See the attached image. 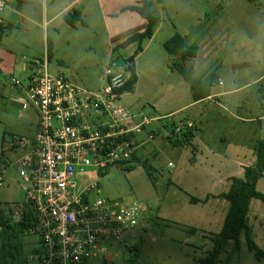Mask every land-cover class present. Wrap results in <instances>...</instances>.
<instances>
[{"label": "rangeland", "instance_id": "374dc122", "mask_svg": "<svg viewBox=\"0 0 264 264\" xmlns=\"http://www.w3.org/2000/svg\"><path fill=\"white\" fill-rule=\"evenodd\" d=\"M43 1L13 0L18 4L16 11L22 3L34 7L30 15L34 24L24 19V15L29 16L27 10L17 14L13 22L7 10L12 5L0 13L1 25L2 19L13 23L10 33L0 38L1 56L12 54L14 59L30 61L31 56L42 59L46 55ZM150 2L163 27L144 42L143 51L135 57L137 82L131 92L122 94L121 103L131 113L158 121L138 135L139 143L145 144L136 151L133 170L116 166L100 178L90 177V181L99 182L102 197L141 202L145 214L137 230L126 238L125 247L112 249V254L88 264H198L213 250L214 239L223 227L229 209L223 194L232 178L241 177L246 167L255 165V147L264 140V0ZM87 4L86 28L65 26L50 32L56 52L49 60V70L54 75L63 74L77 86L98 91L103 85L102 70L110 64L130 63L137 44L117 49L123 36L110 41L102 15L110 9L107 1L104 6L101 0ZM136 31L128 29L127 35ZM175 34L190 37L198 48L193 81L204 80L217 70L212 95L236 92L195 102L189 85L176 70L183 62L171 57L163 46ZM131 67L135 69L134 62ZM30 72H22L20 64L3 66L0 61V211L12 226L19 222L25 206L15 166L25 151H10L8 144L16 138L32 139L38 123L28 95L15 87L12 79L25 83ZM188 121L195 124L187 131L195 138L190 145L174 147L172 141H181L176 127ZM151 131L154 136L149 140ZM257 190L264 194V177ZM192 199L198 202L192 204ZM247 224L264 250V204L260 201L251 202ZM241 239V251L228 261L232 250L229 242L217 264H264L247 250L244 235ZM17 245L16 260L1 258L0 264H38L41 246L37 234L28 232ZM132 249H137L138 258H133ZM132 259L136 261L132 263Z\"/></svg>", "mask_w": 264, "mask_h": 264}, {"label": "built area", "instance_id": "2783aa9c", "mask_svg": "<svg viewBox=\"0 0 264 264\" xmlns=\"http://www.w3.org/2000/svg\"><path fill=\"white\" fill-rule=\"evenodd\" d=\"M12 3L0 0V13ZM131 64L105 67L98 91L52 74L47 54L28 64L33 72L25 83L12 79L38 114L35 136L8 144L10 151H25L15 166L24 193L21 210L29 207L35 217L30 233L39 236L38 264H88L105 258L126 246L144 217V204L102 197L99 182L90 181L109 168L132 166L138 135L158 121L131 113L121 103L119 90L132 77ZM194 128L192 121L181 123L175 134Z\"/></svg>", "mask_w": 264, "mask_h": 264}, {"label": "trees", "instance_id": "16d2710c", "mask_svg": "<svg viewBox=\"0 0 264 264\" xmlns=\"http://www.w3.org/2000/svg\"><path fill=\"white\" fill-rule=\"evenodd\" d=\"M126 10L138 13L146 21L145 28L142 31H136L127 35L117 47V49H121L137 44L135 55L131 57L129 61L133 63L135 57L143 51L144 42L152 39L154 36L161 19L153 14L150 0H141L138 6L128 7ZM64 19L72 28H75L78 24L85 26L82 12L76 9L69 11ZM8 33L9 28L0 23V38ZM187 40V36L183 37L179 34H175L165 42L164 49L171 57L177 58L183 62L184 65L176 66V70L181 75L183 81L189 85L193 93L194 101L199 102L212 96V88L216 84L218 75L217 70H214L209 73L204 80L193 81V62L197 57L198 48L197 46H188ZM47 48V55L51 58L53 41L49 38L47 39ZM130 71L132 77L130 81L119 90V94L121 95L131 92L137 82L136 70L132 67ZM180 137V142L175 143L172 141L174 147L190 145L195 135L191 131L184 132ZM255 150V165L246 167L241 177L232 178L228 191L223 194V198L229 203V209L226 213L223 227L221 232L217 234L214 239L213 250L198 264H217L220 254L224 251L228 243L232 242V250L228 258L229 261L232 254L234 255L241 251L242 235L245 236L247 250L253 253L257 261L264 260V250L256 244L252 235V229L247 224L251 202L257 200L264 204V194L257 190L258 182L264 177V140L258 142ZM135 159H137L136 155L133 157V161H135ZM133 169V166L125 168V170ZM197 202L196 199L191 200L192 204H196ZM19 219V222L12 226L9 221L3 218L2 211H0V259L16 260L15 253L17 254L19 248L17 241L28 232L30 233V228L34 226L35 217L33 210L29 207L21 210ZM132 253L133 258H138L137 249H132ZM135 261V259H132L131 262L134 263ZM228 261L225 264H229Z\"/></svg>", "mask_w": 264, "mask_h": 264}, {"label": "crops", "instance_id": "0c3cea01", "mask_svg": "<svg viewBox=\"0 0 264 264\" xmlns=\"http://www.w3.org/2000/svg\"><path fill=\"white\" fill-rule=\"evenodd\" d=\"M88 1L89 0H44L43 1V3H42L43 6L41 7V16H42V23H43L42 28H44L45 36H46V46H45L46 54L48 52V50H47L48 49L47 48V39L49 38L53 41L52 56H51V58L48 57L49 60L51 59L50 61H52V59L55 57V52H56V49H55L56 41L51 38L50 32H52V33L58 32L61 28H64L65 26H68L71 29H76V28L82 26V24L81 25L78 24L75 28H72L65 22L64 17H65V15H67V13L69 11L76 9V10L82 12V18L84 20V18H85L84 12H85V9L88 5L87 4ZM105 1H107V5L110 7V9L108 12L103 10L102 15H103L104 23H105V30L109 34V38H110L111 42H113L112 40L116 39V37L118 38L121 36H123V38H122V40H123L127 36L128 29L131 31H135V30L142 31L145 28L146 21L138 13H136L134 11H130V10L125 11L126 8H128V7L138 6L141 0H119L120 6H118V0H112V1L111 0H101V5L104 6ZM11 5L12 6L7 10H10L8 17H10L13 22L17 21V19H18L17 14L24 13L27 10V12L29 11V16L24 15L25 16L24 19L25 20L27 19V21L34 24L32 22V20L30 19V15L33 14L32 11L34 10L33 6L22 3V6L20 7L21 10L16 11L18 4H15V2H14ZM2 21H3L4 25L9 28V33H10V30L13 27L12 21H8V19H2ZM85 24L86 25L83 26L84 28L87 27L86 21H85ZM161 26L162 25H160V23H159V26L157 27L155 33L159 32V30H161V28L163 27V26L162 27ZM26 32L30 33V29L28 28ZM57 35H59V34H57ZM187 39H188L187 40L188 46H195V45L191 44L190 37L187 36ZM121 42H119V43H121ZM164 44H163V46H164ZM31 57L32 58H30V61H27V59H25V58H23V61H22L20 59H14L12 54H8V55L3 54L0 57V61H1V64L3 66H8L12 62L14 64H20L21 65V71L28 73L30 71L33 72V69L28 64H30L32 62V60H34V59H39V57H41V56H31ZM196 59H197V57H196ZM134 64H135V69H136V73H137L138 66H137V63L135 60H134ZM25 67H27V69H25ZM194 71H195V69H194ZM32 72H30L28 74L27 78L32 74ZM206 74L207 73L204 72V76ZM58 75H63V74H58ZM235 92L236 91H229V92L220 93L219 95H215V96L212 95L210 98L206 99V101H208L214 97L217 98L218 96H220V98H222L223 96H226L229 94H234ZM241 121L245 122L246 120L242 119ZM148 134H149V132H148ZM144 144H145V142H142L140 144V147H142Z\"/></svg>", "mask_w": 264, "mask_h": 264}]
</instances>
